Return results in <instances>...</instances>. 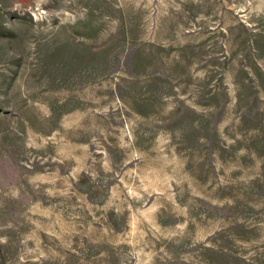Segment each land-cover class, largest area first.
<instances>
[{
    "label": "rangeland",
    "instance_id": "374dc122",
    "mask_svg": "<svg viewBox=\"0 0 264 264\" xmlns=\"http://www.w3.org/2000/svg\"><path fill=\"white\" fill-rule=\"evenodd\" d=\"M0 264H264V0H0Z\"/></svg>",
    "mask_w": 264,
    "mask_h": 264
}]
</instances>
